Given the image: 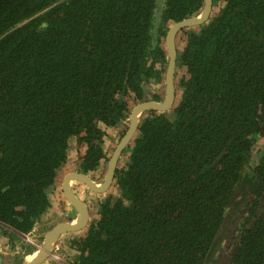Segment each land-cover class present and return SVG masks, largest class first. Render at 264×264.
<instances>
[{
	"label": "trees",
	"instance_id": "16d2710c",
	"mask_svg": "<svg viewBox=\"0 0 264 264\" xmlns=\"http://www.w3.org/2000/svg\"><path fill=\"white\" fill-rule=\"evenodd\" d=\"M219 1L216 16L178 40L186 72L173 110L141 124L128 163L116 169L119 197L103 199L101 217L71 240L76 264H208L240 193L227 264H264V142L256 148L264 139V0ZM203 7L0 0L2 233H27L51 210L72 137L85 146L81 171L100 166L104 126L126 117L123 95L146 99V86L166 71L169 24Z\"/></svg>",
	"mask_w": 264,
	"mask_h": 264
},
{
	"label": "flooded vegetation",
	"instance_id": "af4514ba",
	"mask_svg": "<svg viewBox=\"0 0 264 264\" xmlns=\"http://www.w3.org/2000/svg\"><path fill=\"white\" fill-rule=\"evenodd\" d=\"M204 2H205V0H204ZM220 4L221 3L219 0H213V10H212L210 17L216 16L218 14V11H216L214 9L219 7ZM173 24L174 23L169 24V29ZM200 26H201V24H198V25L190 26L188 28L199 30ZM185 28L179 30L178 33L176 34L175 42H176L177 52H179V47H180L178 44V40H180L179 36L181 33H184ZM167 34H168V32H167ZM167 34L164 38L163 46L166 48V51L168 54V48H167V43H166ZM179 43H181V42H179ZM178 57H177V62H176L177 73H178L179 68H183L184 70H186L185 67H179L180 61H179ZM168 62H169V55H168ZM168 62H167L165 74L163 75V80L161 82H159V83H164V86H165V78H166V74H167V70H168ZM175 75H176V73H175ZM176 77H175V82H176ZM148 85L146 86V93H145L146 99L145 100H139L136 97H134L133 94H131V93L128 95H125V94L123 95L122 99L127 103V111H126L125 119H123L122 121L119 122V124L121 126L120 132L116 133V135L110 133V129H112L113 127L115 128L119 124L115 125V126H111V127H108V126L105 127L104 126L105 136H104V142H103V149L105 152V156L101 160V164L98 168H96L94 170L92 169V170H90V172H87V174H90L94 180H96L98 182L103 181V179L106 175V172L108 170V165H109V162L111 160L112 155L116 151L118 145L120 144V142L122 141L124 136L127 134L129 129L131 128L132 116H133V113H134V110L136 109V107L142 102L149 101V100L161 101L165 97V93H166L165 87H164V89H165L164 90V96L157 94V95H159V98H155L156 93L150 94L147 91ZM173 107H174V105H173ZM171 110H173V109H171ZM151 112L160 113L162 111L157 110V109H149L148 111H145L143 114H141L139 116L136 132H135L134 136L132 137L131 142L123 149L122 153L120 154V157H119L117 165H116L117 166L116 169L118 167H124L128 163L129 155H130L129 148H130L133 140H135L136 137L138 136V132H139V128H140L141 124L145 121L146 118H148V116L150 114H152ZM107 143L109 145L110 150L106 149ZM77 144H78V142H77ZM81 148L83 149V151L85 150V146L84 147L82 146ZM69 151H70V149H69ZM80 151H82V150L80 149ZM78 152H79V149H78ZM123 156L125 158L126 157L128 158V160H125L126 161L125 164H122L120 161L121 157H123ZM68 159H69V155H68ZM102 167L104 168V170H103L102 178L99 179L96 177L95 174L98 173L99 170L102 169ZM77 171L83 172L80 169V163H79L78 158L76 159L75 163H70V161L68 160L65 163V165L60 169V173L58 174V177H57L59 180L58 185H55L54 187H52L51 192L49 194L50 200H51V210H52V212L53 211L56 212V210L54 208V207H56L58 214H57V216H55L56 218L53 220H48L46 222H40L42 220V218L44 217V215L46 214L45 213L43 215V217L40 219V221L36 222L35 225L31 228V230L29 232H32V235L36 241V246H26L25 245V246H19V248H16V251H15L16 254L15 255L18 257H20V256L22 257L21 263L25 259V255L30 250L38 251L44 247L46 235L49 231H51V229H53V227L55 225H57L60 221H64L68 216H71L74 218L78 217L79 212L77 211V209L72 204H70V202L68 201V199L65 196L64 188H63V181H64V177L66 176V174L70 173V172H77ZM113 182H112V185L114 184ZM112 185L110 186V188L112 187ZM72 187H73V190L76 193V195L81 200H83L87 204V206L89 207L88 224L83 229L81 228L80 230H76L74 232H67V233L61 234L59 236L58 240L56 241V243L54 244V248H53L52 252L50 253L49 257L47 259H45L41 264H76L75 261L73 260V258L75 257V254H76V251H74V250H77V249H76L75 245L73 247L71 246V240H73L75 238H80L81 236H84L86 234V228L91 223L97 221L101 217V215H100V203L101 202H100V200L97 201V199L94 198V194L96 192L93 191L92 189H90L85 184L80 183V182L78 183L77 181L72 182ZM79 187H81V188H79ZM100 193L101 192H99L98 194H100ZM104 193H106V192H102L101 194H104ZM91 200H93V201H91ZM69 208H71L72 210H69ZM62 244H63V246H62ZM55 252H57V254H59V255H54ZM15 255H13V256H15ZM6 256H10L9 252L4 253L2 257L5 258ZM30 259L31 258H29L28 260H30Z\"/></svg>",
	"mask_w": 264,
	"mask_h": 264
},
{
	"label": "water",
	"instance_id": "95a60500",
	"mask_svg": "<svg viewBox=\"0 0 264 264\" xmlns=\"http://www.w3.org/2000/svg\"><path fill=\"white\" fill-rule=\"evenodd\" d=\"M212 10H213V0H205L203 10L200 14L184 18L178 22H175L170 27L166 38L169 62H168V70L165 78V88H166L165 97L161 101L149 100L142 102L136 107L132 116L131 128L124 136V138L118 145L116 151L112 155L108 165V170L106 172L103 181L98 182L94 180L90 174H87L85 172L77 171L66 174L63 181L64 193L70 204H72L79 212L78 217L76 218L68 217L64 221H60L57 225H55L53 229H51V231L47 233L44 247L38 251L36 250L29 251L21 264H41L45 259L49 257L50 253L54 248V244L56 243V241L58 240L61 234L67 232H74L76 230H80L81 228L83 229L88 224L89 207L83 200H81L76 195L72 187V182L77 181L83 183L86 186H88L90 189L95 191L96 193L106 192V190L110 188L112 182L115 179V172L117 167L116 165L120 157V154L122 153L123 149L131 142L132 137L136 132L139 116L143 114L145 111H148L149 109H157L161 111L170 110L173 108V105L175 104V100H176L175 71H176V62L178 57V52L175 42L176 34L178 33L179 30L185 27H190L206 22L209 19ZM155 33H156V27H155ZM222 156L223 155H221L218 159H216L206 169H210L213 166H215L219 162L220 158H222ZM224 230L221 231L223 232ZM233 247L234 245L232 246V248H229V246L218 247L219 251L217 252V254L220 257L222 256V258L224 259L221 260L219 264H227V260L230 258V254L233 251ZM29 258H31V260H28ZM216 259H220V258H216ZM5 262H6L5 259L0 255V264H8L7 262L6 263Z\"/></svg>",
	"mask_w": 264,
	"mask_h": 264
},
{
	"label": "rangeland",
	"instance_id": "374dc122",
	"mask_svg": "<svg viewBox=\"0 0 264 264\" xmlns=\"http://www.w3.org/2000/svg\"><path fill=\"white\" fill-rule=\"evenodd\" d=\"M214 10L218 11L219 8L217 7ZM184 36L185 35L183 33H181L180 36H179V39H180V42H181V46L183 45L182 38ZM185 72L186 71L183 68H179L178 73H177L176 80H179L180 79L179 77L182 76ZM164 87H165L164 86V83H155L154 81H152L151 83H149L148 90L147 91L150 94L156 93V94H160L161 96H164V90H165ZM119 126H120V124L118 126H116L115 128L113 127L112 129H110V133L116 135V133L120 132L121 131V126L120 127ZM260 140H263V141H260V142H262V143H260V146H259L258 142L256 143V148L257 149H260V147L263 146L264 139H260ZM79 148H81V147L77 144L76 138L75 137H72L70 139V151H69V159H68L70 161V163H75L76 159L79 156V152H78V149ZM106 149L110 150L108 143H107ZM81 150L83 151L82 148H81ZM259 152L260 151H257L255 153V156H256L255 157V160L256 161H258V158L260 157ZM125 160H128V158L127 157L125 158L124 156L121 157V163L122 164H125L126 163ZM103 170H104V168L102 167V169L99 170V172L95 174L97 178H99V179L102 178ZM79 188H81V187H79ZM108 195H112V196L119 197L120 190L118 189V187L115 184H113L112 187L109 188L106 191V193H104V194L95 193L94 194V198H96L97 201L100 200V202H101ZM241 195H242L241 193L238 194V195H236V198H234L231 201L229 207L226 209V214H227V219H226L227 220V225H226V229L227 230H235V224L232 225V222L235 219V216L239 215V211L242 209V201H241L242 198H241ZM91 201H93V200H91ZM246 201L247 200L244 201V204L246 203ZM53 212H55V211H53ZM227 230H224L223 232H221L222 237L219 239V247L229 246V248H232V246H233V242L234 241L233 240L229 241V239H227V234H228ZM236 230H237V226H236ZM62 246H63V244H62ZM57 255H59V254H57ZM217 256H218L217 253L214 254V255H212L210 261L208 262V264H214L215 259H216ZM15 257H16V259L13 260L12 262L18 264L20 259H19L18 256H15ZM10 260H11L10 257H8V256L5 257V261L6 262H9Z\"/></svg>",
	"mask_w": 264,
	"mask_h": 264
},
{
	"label": "crops",
	"instance_id": "0c3cea01",
	"mask_svg": "<svg viewBox=\"0 0 264 264\" xmlns=\"http://www.w3.org/2000/svg\"><path fill=\"white\" fill-rule=\"evenodd\" d=\"M54 208H55L56 212H52L50 210L48 213H46L44 215V217L42 218V220L40 222H46L48 220L55 219L56 218L55 216H57L58 213H57V208L56 207H54ZM69 210H72V209L69 208ZM68 217H71V216H68ZM3 226H5V225H3ZM5 227L8 229L7 231L8 232L10 231V232L4 234V233H2L0 231V255L3 256L4 253H8L9 252L10 256H8V257H10L11 260L9 262H7V263L8 264H16V263L12 262L13 260L16 259V257H15L16 256L15 255L16 254V252H15L16 248H19V246H25V245L27 246V244H25V242L17 235L15 230H13L12 228H10L8 226H5ZM13 255H15V256H13ZM19 258H20V260H19L18 264L21 263V258L22 257L20 256Z\"/></svg>",
	"mask_w": 264,
	"mask_h": 264
},
{
	"label": "built area",
	"instance_id": "2783aa9c",
	"mask_svg": "<svg viewBox=\"0 0 264 264\" xmlns=\"http://www.w3.org/2000/svg\"><path fill=\"white\" fill-rule=\"evenodd\" d=\"M16 233L25 242V244H27V246H36V241L32 235V232L20 233L16 231ZM54 255H57V253L55 252Z\"/></svg>",
	"mask_w": 264,
	"mask_h": 264
},
{
	"label": "bare ground",
	"instance_id": "6f19581e",
	"mask_svg": "<svg viewBox=\"0 0 264 264\" xmlns=\"http://www.w3.org/2000/svg\"><path fill=\"white\" fill-rule=\"evenodd\" d=\"M31 260V259H30Z\"/></svg>",
	"mask_w": 264,
	"mask_h": 264
}]
</instances>
